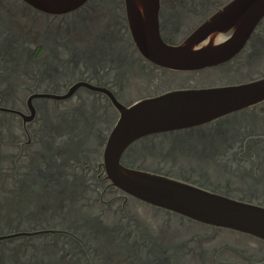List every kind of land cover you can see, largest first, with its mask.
<instances>
[{
	"label": "flooded vegetation",
	"instance_id": "af4514ba",
	"mask_svg": "<svg viewBox=\"0 0 264 264\" xmlns=\"http://www.w3.org/2000/svg\"><path fill=\"white\" fill-rule=\"evenodd\" d=\"M229 0H159L161 38L181 44ZM264 76V14L226 60L194 70L148 59L125 0L52 14L0 0V264H264V240L144 201L111 180L116 104ZM126 169L264 207V101L143 134Z\"/></svg>",
	"mask_w": 264,
	"mask_h": 264
},
{
	"label": "water",
	"instance_id": "95a60500",
	"mask_svg": "<svg viewBox=\"0 0 264 264\" xmlns=\"http://www.w3.org/2000/svg\"><path fill=\"white\" fill-rule=\"evenodd\" d=\"M35 9L63 14L86 0H23ZM128 25L143 54L159 66L194 70L220 63L241 47L260 17L264 0H229L181 44L165 42L158 28L159 0H125ZM264 101V76L205 88L174 89L116 104L119 118L108 141L111 180L128 193L195 220L264 240V207L162 174L126 169L119 153L137 137L213 121Z\"/></svg>",
	"mask_w": 264,
	"mask_h": 264
}]
</instances>
